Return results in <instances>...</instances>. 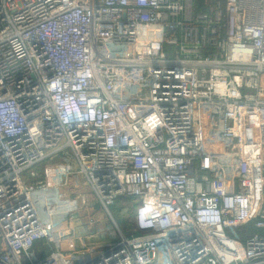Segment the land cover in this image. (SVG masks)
<instances>
[{"label": "built area", "instance_id": "built-area-1", "mask_svg": "<svg viewBox=\"0 0 264 264\" xmlns=\"http://www.w3.org/2000/svg\"><path fill=\"white\" fill-rule=\"evenodd\" d=\"M73 177L113 220L109 249L80 245ZM250 225L264 0H0V264H264V235L227 233Z\"/></svg>", "mask_w": 264, "mask_h": 264}, {"label": "rangeland", "instance_id": "rangeland-1", "mask_svg": "<svg viewBox=\"0 0 264 264\" xmlns=\"http://www.w3.org/2000/svg\"><path fill=\"white\" fill-rule=\"evenodd\" d=\"M83 186V185H82ZM82 193L88 194V202L87 205L80 211L77 222V232L81 235L82 239L80 245L85 247L87 245L96 244L93 248V252H97L100 250H106L113 246L112 241L113 237L118 238V231H116L114 227L113 220L107 215V221L104 223L98 222L94 218V211L97 205H100L99 200H97L95 194L89 187H84ZM119 202L117 212L112 211V215L117 219L118 223L125 229L123 222L125 221V217H131L134 214L135 203L130 200L131 198L127 197L122 198ZM97 212V211H96ZM87 215V216H86ZM91 215V216H90ZM100 223V224H99ZM133 224V222H132ZM87 227L88 231L84 229ZM247 227L243 228H231L227 231L229 235L236 236L240 239H246V237L251 235H264V229L258 230L254 229L251 232L246 230ZM123 229V231H124ZM128 235V234H127ZM130 235V234H129ZM91 237V238H89ZM100 241V242H99ZM106 243V244H105ZM105 244V245H102ZM99 245V246H98Z\"/></svg>", "mask_w": 264, "mask_h": 264}, {"label": "trees", "instance_id": "trees-1", "mask_svg": "<svg viewBox=\"0 0 264 264\" xmlns=\"http://www.w3.org/2000/svg\"><path fill=\"white\" fill-rule=\"evenodd\" d=\"M72 187L76 190V192H79V191H83V188H84V186H82V183L80 182V180H79V178H76V177H73L72 178ZM121 200H123L122 198H120V199H118V201H117V204H116V206L112 209V211L113 212H115V213H118L117 212V210H118V208H116L118 205H119V202L121 201ZM131 201L133 200L132 198L130 199ZM95 210L97 211H94V218L98 221V222H102V223H104L105 221H107V218H106V216H105V212H104V210L101 208V206L100 205H97L96 206V208H95ZM87 216V215H86ZM91 216V215H90ZM100 224V223H99ZM123 225H124V227H125V229H124V232L125 233H127L128 235L130 234V235H132V234H138V232L137 231H135L134 230V225L132 224V222H130L129 220H128V218L127 217H125V221L123 222ZM255 228H254V226H252V225H250V226H248L247 228H246V230L248 231V232H251V231H253Z\"/></svg>", "mask_w": 264, "mask_h": 264}, {"label": "crops", "instance_id": "crops-1", "mask_svg": "<svg viewBox=\"0 0 264 264\" xmlns=\"http://www.w3.org/2000/svg\"><path fill=\"white\" fill-rule=\"evenodd\" d=\"M79 192H82V191H79ZM121 198H126L127 199V197H121ZM120 199V198H119ZM133 199V201H134V203H135V205L137 204V202H136V200L134 199V198H132ZM101 208H102V206H101ZM103 209V208H102Z\"/></svg>", "mask_w": 264, "mask_h": 264}]
</instances>
